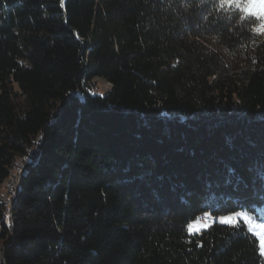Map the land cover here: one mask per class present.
I'll list each match as a JSON object with an SVG mask.
<instances>
[{
	"label": "trees",
	"instance_id": "trees-1",
	"mask_svg": "<svg viewBox=\"0 0 264 264\" xmlns=\"http://www.w3.org/2000/svg\"><path fill=\"white\" fill-rule=\"evenodd\" d=\"M257 24L217 0H0V264H264L242 226L187 231L264 210Z\"/></svg>",
	"mask_w": 264,
	"mask_h": 264
},
{
	"label": "snow or ice",
	"instance_id": "snow-or-ice-1",
	"mask_svg": "<svg viewBox=\"0 0 264 264\" xmlns=\"http://www.w3.org/2000/svg\"><path fill=\"white\" fill-rule=\"evenodd\" d=\"M219 10H234L241 14V18H251L258 21V24L253 27V30L258 34L264 35V0H217ZM63 7V0H61ZM208 215V213H205ZM219 222L224 225L242 226L247 229L248 233L255 237L258 241V252L261 257H264V220L255 216L251 210L241 212H233L230 216H220ZM209 225L187 224V231L193 234L194 231L207 228Z\"/></svg>",
	"mask_w": 264,
	"mask_h": 264
},
{
	"label": "bare ground",
	"instance_id": "bare-ground-1",
	"mask_svg": "<svg viewBox=\"0 0 264 264\" xmlns=\"http://www.w3.org/2000/svg\"><path fill=\"white\" fill-rule=\"evenodd\" d=\"M26 157L19 158L18 161L14 164V166L12 167L13 172L11 176L9 178L7 177L8 179H6L7 180L6 183L4 182L5 183L4 192L3 193L1 192L2 193L1 198L3 200L2 204H4V210H3L4 221L6 218L7 225L9 224L10 221V205L13 203V201H15L17 191L20 189V182H21L20 178L23 170V166H20V159H25ZM13 178L15 179L12 184ZM11 185H12V191L8 194V199L6 203L7 192L9 191Z\"/></svg>",
	"mask_w": 264,
	"mask_h": 264
},
{
	"label": "rangeland",
	"instance_id": "rangeland-1",
	"mask_svg": "<svg viewBox=\"0 0 264 264\" xmlns=\"http://www.w3.org/2000/svg\"><path fill=\"white\" fill-rule=\"evenodd\" d=\"M110 87V84L103 81L102 79H95L93 80V82L90 83V87L88 88L89 93L93 94L94 92H98V93H103L106 92ZM234 212H241V211H234ZM233 212L227 214V215H222V216H230L232 215ZM219 217H213L210 214L205 215V213L201 214L200 216H198L197 218H195L194 220L190 221V223L195 224L197 226L199 225H209L211 224L213 221L217 220L219 221ZM261 220H264V210L262 209V214H261ZM202 230V229H201ZM200 231V230H199ZM199 231H194L195 232H199Z\"/></svg>",
	"mask_w": 264,
	"mask_h": 264
},
{
	"label": "built area",
	"instance_id": "built-area-1",
	"mask_svg": "<svg viewBox=\"0 0 264 264\" xmlns=\"http://www.w3.org/2000/svg\"><path fill=\"white\" fill-rule=\"evenodd\" d=\"M28 160V157L25 159H20V166H23L25 164V162ZM15 178H13L12 180V184ZM12 191V185L10 186L9 191L7 192V197H6V203H7V199H8V194ZM5 224H6V218H5ZM8 226V225H7Z\"/></svg>",
	"mask_w": 264,
	"mask_h": 264
}]
</instances>
